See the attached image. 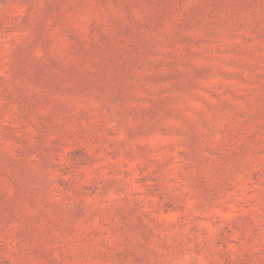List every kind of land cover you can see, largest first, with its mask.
<instances>
[{"label": "rangeland", "instance_id": "374dc122", "mask_svg": "<svg viewBox=\"0 0 264 264\" xmlns=\"http://www.w3.org/2000/svg\"><path fill=\"white\" fill-rule=\"evenodd\" d=\"M0 264H264V0H0Z\"/></svg>", "mask_w": 264, "mask_h": 264}]
</instances>
